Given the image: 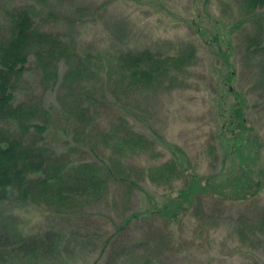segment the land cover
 Here are the masks:
<instances>
[{
	"label": "rangeland",
	"instance_id": "obj_1",
	"mask_svg": "<svg viewBox=\"0 0 264 264\" xmlns=\"http://www.w3.org/2000/svg\"><path fill=\"white\" fill-rule=\"evenodd\" d=\"M238 1L0 0V41L11 36V14L24 9L30 11L41 30L59 35L78 54L91 55L95 69L104 74L124 51L150 50L171 56L182 46L195 45L199 60L189 71L186 85L172 89L167 85L154 96L132 94L130 104L149 122L147 128L140 126V132L155 142L156 151L152 147L125 164L137 160V164L152 166L157 160L171 159L177 146L190 160L191 170L205 179L214 176L221 165L214 161L225 123L219 118L218 100H224L223 105L234 100L229 86L220 83L228 71L237 73L232 87L249 99L248 120L264 143V49L253 55L246 49L249 39H264V30L249 24L230 36L242 18ZM197 16L203 18L202 24ZM229 39L232 47L228 48L224 42ZM221 42L231 68L219 52ZM33 68L19 83L20 101L31 99L27 95L38 86ZM66 71L67 67L62 76ZM61 80L52 91L44 92L59 112L66 109V104L71 105L73 96L70 84L63 77ZM220 92H225L221 99ZM98 116L103 126L112 128L111 113L102 110ZM222 135L226 137L222 144H230V132ZM55 139L61 142L64 137ZM260 164L264 168L263 161ZM178 184L184 186L182 181ZM234 186V182L229 184L232 189ZM256 189V196L248 199L236 194L201 197L179 222L149 216L128 222L146 196L128 195L127 188L119 183L113 185L109 201L67 218L16 202L0 203V230L2 234L26 236H41L50 230L62 234L66 239L63 254L51 264H264V226L259 224L264 217V182ZM164 195L155 187L149 192L153 200L161 201Z\"/></svg>",
	"mask_w": 264,
	"mask_h": 264
},
{
	"label": "trees",
	"instance_id": "obj_2",
	"mask_svg": "<svg viewBox=\"0 0 264 264\" xmlns=\"http://www.w3.org/2000/svg\"><path fill=\"white\" fill-rule=\"evenodd\" d=\"M238 4L242 18L230 36L249 24L264 30V0H239ZM197 17L202 24L203 18ZM10 18L11 36L0 41V203L16 202L67 218L109 201L113 185L122 183L128 195L146 196L128 222L146 216L179 222L201 197L256 196V188L264 182V168L260 166L261 161L264 163V143L248 120L249 99L232 87L237 73L228 71L220 79L223 86H229L234 100L229 105L218 100L219 118L225 121L219 138L224 141L222 134L227 132L232 138L228 145L220 141L214 161L221 165L214 176L198 178L177 146L171 159L157 160L152 166H142L137 160L127 165L129 159L148 153L152 147L156 151L155 142L140 132V126L147 128L149 122L130 104L132 94L154 96L167 85L170 89L186 85L189 71L199 60L196 46H182L171 56L150 50L124 51L104 74L95 69L91 55L78 54L59 35L37 27L30 11L16 10ZM224 43L232 47L230 39ZM247 45L249 55L256 54L264 49V39L253 37ZM218 46L225 64L233 67L222 42ZM30 67L38 75L34 82L38 86L27 95L31 99L20 101L19 83L27 78ZM62 77L70 84L73 96L71 105L66 104L59 112L44 92L52 91ZM224 94L220 92V99ZM102 110L114 116L112 128L101 124L98 114ZM59 135L64 139L56 142ZM180 181L184 184L181 188ZM232 182L233 189L229 187ZM152 187L164 192V199L153 200L149 196ZM259 224L264 226V217ZM8 234L0 235V264H51L63 254L66 239L52 230L41 236Z\"/></svg>",
	"mask_w": 264,
	"mask_h": 264
}]
</instances>
